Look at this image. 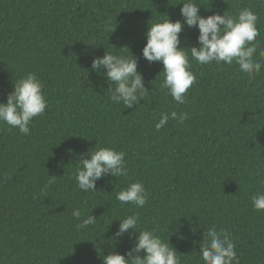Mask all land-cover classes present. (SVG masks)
<instances>
[{
    "label": "trees",
    "instance_id": "16d2710c",
    "mask_svg": "<svg viewBox=\"0 0 264 264\" xmlns=\"http://www.w3.org/2000/svg\"><path fill=\"white\" fill-rule=\"evenodd\" d=\"M182 2L0 0V102L28 72L44 81L49 100L30 135L0 126V264H103V255L133 246L127 233L115 237L120 222L114 220L132 212H139L141 228L170 237L182 264H203L198 242L213 225L229 229L240 264H264V211L251 202L264 191V69L250 80L235 64L193 61L196 83L189 102L177 105L160 89L163 64L150 63L142 50L149 23L166 14L180 19ZM199 3L205 17L251 8L264 49V0ZM198 35L185 26L181 47L198 46ZM106 50L138 58L146 100L127 109L111 102L106 76L91 69ZM173 110L189 118L170 119L157 131L160 114ZM96 144L126 152L129 175H105L96 192L85 193L74 179L78 156ZM48 174L57 183L41 194ZM136 180L150 193L142 209L115 198ZM75 207L97 224L77 230Z\"/></svg>",
    "mask_w": 264,
    "mask_h": 264
},
{
    "label": "clouds",
    "instance_id": "9594fccd",
    "mask_svg": "<svg viewBox=\"0 0 264 264\" xmlns=\"http://www.w3.org/2000/svg\"><path fill=\"white\" fill-rule=\"evenodd\" d=\"M178 5H182L180 19L173 21L166 14V18L159 22L149 23L145 33L147 43L142 50V56L147 61L163 64V70L158 75H163L160 89L167 90L177 105L189 102L187 93L196 83L193 61L202 66L213 63L220 66L235 64L238 71L250 80L261 74L264 69V49H260L258 40L261 33L256 12L245 7L236 14L226 10L223 14L216 12L205 17L201 14L199 0H183ZM111 23V18L105 21L106 30L111 31ZM185 26L199 29L198 46L181 47V33ZM91 69L106 76L109 85L107 90L113 104L132 108L140 104L142 99L146 100L150 92L144 84L143 75L138 71V58L132 52L131 56H124L106 50L105 55L93 59ZM45 89L44 81L36 72H28L13 82V91L8 94L7 102H0V126H6L9 131L15 128L22 135H30L34 118L43 115L49 106ZM188 118L189 113L183 110L163 112L155 129L159 131L170 119L183 124ZM78 158L74 179L77 187L85 193L96 192L97 181L105 175L115 178L129 175L126 152L114 147L96 144ZM48 176L41 194L57 183L58 176ZM260 183L264 184V179ZM149 196L144 182L136 180L118 191L115 198L122 205L142 209L148 203ZM251 202L254 210L264 211V191L252 196ZM71 215L78 221L75 225L77 230L83 231L97 224L95 216L86 215L79 207H75ZM114 220L120 222L115 237L127 233L133 238V246L125 254L113 250L103 255V264H182L181 255L170 243V237L165 239L156 228L140 227L139 212ZM198 243L203 264H240L237 245L228 228L216 225L204 228L203 240Z\"/></svg>",
    "mask_w": 264,
    "mask_h": 264
}]
</instances>
